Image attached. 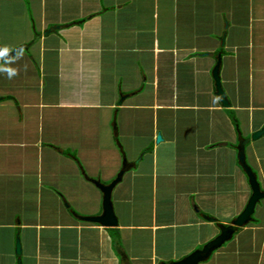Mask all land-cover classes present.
Returning <instances> with one entry per match:
<instances>
[{
  "label": "crops",
  "instance_id": "0c3cea01",
  "mask_svg": "<svg viewBox=\"0 0 264 264\" xmlns=\"http://www.w3.org/2000/svg\"><path fill=\"white\" fill-rule=\"evenodd\" d=\"M18 47L0 61V264H167L201 250L251 194L228 112L264 192V136L250 142L264 126V0H0V48ZM123 160L115 249L109 229L72 214L100 215L88 180L108 185ZM226 243L202 264H264V200Z\"/></svg>",
  "mask_w": 264,
  "mask_h": 264
},
{
  "label": "water",
  "instance_id": "95a60500",
  "mask_svg": "<svg viewBox=\"0 0 264 264\" xmlns=\"http://www.w3.org/2000/svg\"><path fill=\"white\" fill-rule=\"evenodd\" d=\"M58 26L51 27L50 29L46 30L44 32V35H47L51 31L57 30ZM23 47H18L14 49L11 52H2L0 48V61L7 60L11 58L17 51L21 50ZM219 58H216V65L214 66L212 70V80L214 82V89H215V97L217 98L221 108H228L227 100L225 99V96L220 88L219 84ZM128 96V95H126ZM125 96L120 97V103L121 105L123 99ZM112 129L114 135H116V126L115 123H112ZM264 136V126L258 130L257 132L253 133L250 137V142H256L261 137ZM160 141V138L157 139V142ZM249 144L248 140H244L242 138H237L236 146H235V160L236 164H238L239 168L242 170L244 175L247 178L248 186L250 188V197L247 201V204L241 214L237 216L231 223L229 227H219V234L216 236L215 239H213L211 242L207 243L201 250H197L190 254L189 256L185 257L184 259L178 261V262H170L167 264H202L208 261L210 256L219 248L222 247L226 242L230 241L233 235L239 230L244 227H246L248 224L252 223L253 221V215L255 212L256 206L264 200V192L261 191V188L259 186V183L257 181L256 175L252 172V170L249 168V166L246 163L245 160V146ZM60 152V151H58ZM129 164L126 163L125 160H123L121 169L119 173L117 174L116 178L109 183L108 185L101 184L98 180H88L101 194V213L99 216L94 217H82L78 216L76 214H72L73 217L82 223H88L97 225L104 229H111L117 227V220L114 215L113 206L111 202V194L113 189L121 182L123 175L131 168ZM66 208H68L65 205ZM195 211H197L195 209ZM203 219L207 222L214 223V220L208 217H203ZM15 254L18 258L21 256V249L19 241H16V249ZM17 264H21L20 259L17 260ZM165 264V263H160Z\"/></svg>",
  "mask_w": 264,
  "mask_h": 264
},
{
  "label": "trees",
  "instance_id": "16d2710c",
  "mask_svg": "<svg viewBox=\"0 0 264 264\" xmlns=\"http://www.w3.org/2000/svg\"><path fill=\"white\" fill-rule=\"evenodd\" d=\"M228 116H229V120L233 126V128L235 129V132H236V135H237V138H239L238 136V126H237V122L235 121L234 117L232 116V114L230 112H228ZM235 149V146L233 147ZM71 159H73L75 162V158L70 156ZM71 211V210H69ZM73 213V212H71ZM109 235H110V238L112 239V243H113V247L116 249L120 246V249H121V244L119 242V233H118V230L117 229H109ZM240 230H238L239 232Z\"/></svg>",
  "mask_w": 264,
  "mask_h": 264
},
{
  "label": "rangeland",
  "instance_id": "374dc122",
  "mask_svg": "<svg viewBox=\"0 0 264 264\" xmlns=\"http://www.w3.org/2000/svg\"><path fill=\"white\" fill-rule=\"evenodd\" d=\"M262 191V190H261ZM260 204V203H259ZM222 208H225V207H222ZM220 210H222L221 208H220ZM220 213V214H219ZM208 214H210V212H208L207 213V215ZM221 214H223V212L222 211H219L218 212V210H217V213H215V215H216V217H217V219H220V218H218V217H221ZM228 243H226L224 246H226Z\"/></svg>",
  "mask_w": 264,
  "mask_h": 264
},
{
  "label": "clouds",
  "instance_id": "9594fccd",
  "mask_svg": "<svg viewBox=\"0 0 264 264\" xmlns=\"http://www.w3.org/2000/svg\"><path fill=\"white\" fill-rule=\"evenodd\" d=\"M252 218H253V217H252ZM239 230H241V229H239ZM237 232H238V231H237ZM237 232H236V233H237ZM236 233H235V234H236ZM233 236H234V235H233Z\"/></svg>",
  "mask_w": 264,
  "mask_h": 264
}]
</instances>
